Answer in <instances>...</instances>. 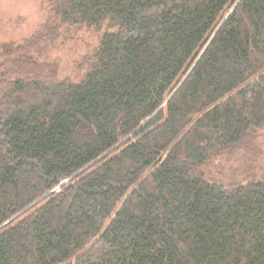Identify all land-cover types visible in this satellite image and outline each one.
<instances>
[{
    "label": "trees",
    "instance_id": "obj_1",
    "mask_svg": "<svg viewBox=\"0 0 264 264\" xmlns=\"http://www.w3.org/2000/svg\"><path fill=\"white\" fill-rule=\"evenodd\" d=\"M46 7L0 43V264H264V0Z\"/></svg>",
    "mask_w": 264,
    "mask_h": 264
},
{
    "label": "rangeland",
    "instance_id": "obj_2",
    "mask_svg": "<svg viewBox=\"0 0 264 264\" xmlns=\"http://www.w3.org/2000/svg\"><path fill=\"white\" fill-rule=\"evenodd\" d=\"M47 0H0V43H17L26 38L46 21ZM63 36L44 59L59 64L61 77L74 76L78 65L91 54L99 41L95 28H75L64 25ZM259 147L262 155L255 162L256 170L264 168V128L259 129Z\"/></svg>",
    "mask_w": 264,
    "mask_h": 264
}]
</instances>
